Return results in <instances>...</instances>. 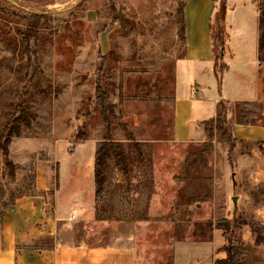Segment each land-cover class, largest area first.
Listing matches in <instances>:
<instances>
[{
    "label": "rangeland",
    "instance_id": "obj_1",
    "mask_svg": "<svg viewBox=\"0 0 264 264\" xmlns=\"http://www.w3.org/2000/svg\"><path fill=\"white\" fill-rule=\"evenodd\" d=\"M198 1L0 0V137L19 119L8 155L0 152V217L17 200L37 205L40 218L56 202L83 206L68 219L77 240L125 239L137 264H172L176 241L222 234L217 223L236 215L259 227L258 240L247 224L234 233L246 262L264 260V136L233 132L230 148L220 125L210 144L200 121L193 122L191 139L179 140L176 132L175 105L198 86L186 77L181 10ZM249 2L257 8L263 92L264 0ZM222 54L229 67L233 48ZM206 81L213 94L201 101L205 118L221 109L213 101L214 81ZM97 82L112 108L109 129ZM225 109L232 129L264 130L263 99L230 100ZM102 142L105 192L96 200L94 156ZM114 144L126 157V175ZM36 225L47 230L42 221Z\"/></svg>",
    "mask_w": 264,
    "mask_h": 264
},
{
    "label": "crops",
    "instance_id": "obj_2",
    "mask_svg": "<svg viewBox=\"0 0 264 264\" xmlns=\"http://www.w3.org/2000/svg\"><path fill=\"white\" fill-rule=\"evenodd\" d=\"M209 1L211 3L202 0L194 3L191 8L183 7L184 35L188 47L185 70H188L189 74L186 77L198 86L194 88L195 95L190 97V93L187 92L185 101L177 102L175 105L176 132L179 131L177 132L179 140L186 141L192 138L193 122H202L217 114L216 109L211 117L205 118L200 114L201 111H198L201 108V101L212 93L211 85L206 84L208 82L206 79L214 81L216 96L213 95V101L216 105L220 99L264 100L261 79L256 75L259 68L256 58L258 43L256 6L250 4L251 0L228 1L227 27L230 34L228 45L233 48L235 57L232 56L229 67L223 73L222 94L219 95L213 74L214 60L208 28V21L213 13V1ZM240 62L244 66L240 67ZM248 72L254 77L250 75L248 77ZM227 77L234 81L233 87L229 86V90L226 87ZM232 131L236 132L239 138H245L249 133L264 136V130L257 126L255 128L239 126ZM202 133L203 130L201 135ZM22 202L17 200V203L12 204L0 217V264H137L134 245L127 243L125 239L94 244L87 239L77 240L71 235L68 220L70 212L75 209L80 213L85 207L61 205L56 202L51 215L45 214L40 218L37 205H29L26 202L21 204ZM20 207H26L27 210L21 211ZM41 221L47 230H41L36 225ZM50 224L51 229H48ZM36 229L39 230L35 231ZM223 244L222 234L216 231L206 240L176 241L172 248V264H214L215 259L223 257V253L219 252ZM243 264H264V260L246 262L245 250Z\"/></svg>",
    "mask_w": 264,
    "mask_h": 264
},
{
    "label": "trees",
    "instance_id": "obj_3",
    "mask_svg": "<svg viewBox=\"0 0 264 264\" xmlns=\"http://www.w3.org/2000/svg\"><path fill=\"white\" fill-rule=\"evenodd\" d=\"M213 1V13L211 14L208 21V28L211 41V52L214 60L213 74L216 80V89L219 95L222 94V76L224 71L228 68V65L223 63V52L228 50V42L230 40V34L227 28V14L228 5L226 0H211ZM34 17H39L34 15ZM181 23L182 32L184 33V18L183 10H181ZM95 93L97 98L100 100L101 104V115L104 117L105 122H107V128L109 129L108 121L106 119V113L112 112L110 104L107 102L106 92L102 91L100 83L97 82L95 87ZM228 100L220 99L219 105L221 107L220 111L217 112L215 117L203 120L201 125L203 126L204 132L206 134L207 142L210 144L213 137L214 128L217 125L223 127V132L221 133V138L225 141L229 147H233L237 139L233 136L232 127L227 120V111L225 109V104ZM18 118L15 119L13 125L7 128L0 137V152L3 155H8V144L10 138L14 135L19 134V128L16 124ZM29 122H27L28 124ZM82 125L77 131L75 138L82 139L83 133ZM106 144L102 142L100 147L96 150L94 156V188H95V199L102 200L105 192V181H104V164L106 156ZM113 152L115 154L116 163L122 172L126 175L128 173V164L126 157L118 144L113 145ZM9 167H12L10 162L7 163ZM249 225L250 229L257 233V238H259L258 229L259 227L253 222H246L239 219L236 215H233L229 220H221L217 223L215 228L222 230V236L224 238V244L219 249V252L223 253L222 258H217L214 264H243V256L245 255V247L242 244H236L234 242V233L241 230L242 225Z\"/></svg>",
    "mask_w": 264,
    "mask_h": 264
}]
</instances>
